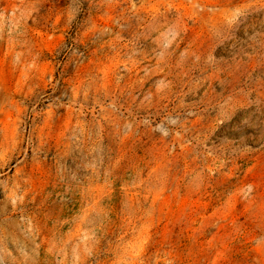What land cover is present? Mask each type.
I'll list each match as a JSON object with an SVG mask.
<instances>
[{
    "label": "rangeland",
    "instance_id": "obj_1",
    "mask_svg": "<svg viewBox=\"0 0 264 264\" xmlns=\"http://www.w3.org/2000/svg\"><path fill=\"white\" fill-rule=\"evenodd\" d=\"M0 264H264V0H0Z\"/></svg>",
    "mask_w": 264,
    "mask_h": 264
}]
</instances>
